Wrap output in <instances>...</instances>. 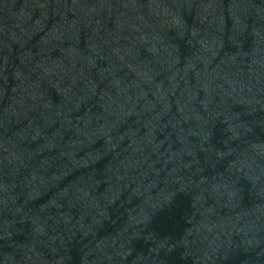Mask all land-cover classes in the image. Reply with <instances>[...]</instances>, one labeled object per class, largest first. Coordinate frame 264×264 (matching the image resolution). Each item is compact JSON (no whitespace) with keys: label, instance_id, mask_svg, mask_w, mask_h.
Here are the masks:
<instances>
[{"label":"water","instance_id":"1","mask_svg":"<svg viewBox=\"0 0 264 264\" xmlns=\"http://www.w3.org/2000/svg\"><path fill=\"white\" fill-rule=\"evenodd\" d=\"M0 264H264V0H0Z\"/></svg>","mask_w":264,"mask_h":264}]
</instances>
